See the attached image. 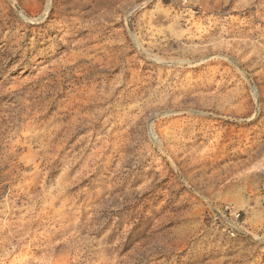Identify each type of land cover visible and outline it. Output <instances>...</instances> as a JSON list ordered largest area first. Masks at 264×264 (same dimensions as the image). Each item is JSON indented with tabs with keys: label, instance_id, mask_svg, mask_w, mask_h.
<instances>
[{
	"label": "rangeland",
	"instance_id": "1",
	"mask_svg": "<svg viewBox=\"0 0 264 264\" xmlns=\"http://www.w3.org/2000/svg\"><path fill=\"white\" fill-rule=\"evenodd\" d=\"M0 264H264V0H0Z\"/></svg>",
	"mask_w": 264,
	"mask_h": 264
},
{
	"label": "built area",
	"instance_id": "2",
	"mask_svg": "<svg viewBox=\"0 0 264 264\" xmlns=\"http://www.w3.org/2000/svg\"><path fill=\"white\" fill-rule=\"evenodd\" d=\"M183 1H186V0H183ZM232 210V211H231ZM227 211H230L231 213H232V216L236 219V220H239V218H240V216H241V214L239 213V211H236V210H234L233 211V207H231V206H227L226 207V212Z\"/></svg>",
	"mask_w": 264,
	"mask_h": 264
}]
</instances>
